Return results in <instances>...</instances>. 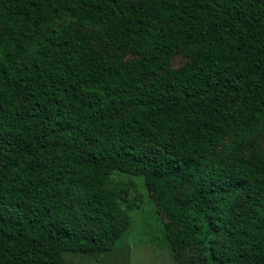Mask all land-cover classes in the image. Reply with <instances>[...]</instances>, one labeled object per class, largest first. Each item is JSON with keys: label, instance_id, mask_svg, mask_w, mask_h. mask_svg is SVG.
<instances>
[{"label": "trees", "instance_id": "16d2710c", "mask_svg": "<svg viewBox=\"0 0 264 264\" xmlns=\"http://www.w3.org/2000/svg\"><path fill=\"white\" fill-rule=\"evenodd\" d=\"M136 181L169 253L264 264V0H0V264L124 247Z\"/></svg>", "mask_w": 264, "mask_h": 264}, {"label": "rangeland", "instance_id": "374dc122", "mask_svg": "<svg viewBox=\"0 0 264 264\" xmlns=\"http://www.w3.org/2000/svg\"><path fill=\"white\" fill-rule=\"evenodd\" d=\"M182 61L181 57H175L172 65L178 67ZM123 180L128 182L129 179ZM120 190L127 200H143L141 208L131 214L132 224L125 236L126 245L98 259L67 253L65 258L68 264H186L180 253H169L162 243L153 240L158 237V225L150 198L141 183L136 181V189L121 187ZM250 264H261V261L256 259Z\"/></svg>", "mask_w": 264, "mask_h": 264}]
</instances>
